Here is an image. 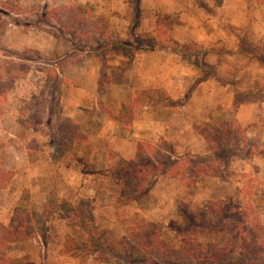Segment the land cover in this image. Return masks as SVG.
<instances>
[{
  "label": "rangeland",
  "instance_id": "1",
  "mask_svg": "<svg viewBox=\"0 0 264 264\" xmlns=\"http://www.w3.org/2000/svg\"><path fill=\"white\" fill-rule=\"evenodd\" d=\"M145 3L0 0V262L138 264L110 249L144 223L205 255L237 239L203 222L211 203L264 241V42L180 41L178 13ZM15 216L32 236L6 235Z\"/></svg>",
  "mask_w": 264,
  "mask_h": 264
},
{
  "label": "trees",
  "instance_id": "2",
  "mask_svg": "<svg viewBox=\"0 0 264 264\" xmlns=\"http://www.w3.org/2000/svg\"><path fill=\"white\" fill-rule=\"evenodd\" d=\"M154 42H156V40ZM173 43L177 46L176 48L173 44L164 46L179 53L180 43L176 40H173ZM194 45L200 46L198 43H194ZM185 47L190 48L188 45H185ZM184 54H187V52H184ZM66 122H69V126L68 124H63L61 126L60 135L64 148H62L60 155H64L66 151H69L72 148L71 142L77 138V130L74 128L71 121L67 119ZM227 211H229V207L211 203L206 206L205 212L200 214L205 224H207V222L218 224L217 221H212L217 218L218 222L223 227L235 229V237L237 238L229 242L226 241V246L224 248L209 245V251L205 255L204 249L198 244V241L193 244L195 247H189L188 244L183 243H181L179 247L168 245L166 241L161 239L160 231L158 232L155 231L156 229H153L152 223H144L136 226L131 233L134 235V238L123 237L122 240H120L121 248H117L116 246L114 248L113 244L110 250L121 256L122 249H125L124 254L131 259L141 257L138 264H264V241H259L257 236L253 239L250 234L251 231L245 233V236L243 235L244 231H249V229L241 227L242 220L248 218H244L243 216L247 214L245 213L241 216V213L237 211L234 215H230ZM19 215L20 214H18V216ZM197 216L198 214H193L194 218H197ZM231 216L234 217L231 218ZM17 218L18 217L15 216L9 226L3 227L6 231V235L11 240H17L19 236L22 239L32 236L28 230L24 229L25 224H23V221ZM228 222L230 223L228 224ZM254 222L255 226L259 224L257 220H254ZM252 231L254 235L255 231ZM236 256H239L240 261L235 263ZM0 264L13 263L3 259Z\"/></svg>",
  "mask_w": 264,
  "mask_h": 264
},
{
  "label": "crops",
  "instance_id": "3",
  "mask_svg": "<svg viewBox=\"0 0 264 264\" xmlns=\"http://www.w3.org/2000/svg\"><path fill=\"white\" fill-rule=\"evenodd\" d=\"M144 3V11L153 8L154 11L178 13L182 23L177 26L180 29L176 38L180 41L217 43L224 47L226 36L231 34L230 28L244 27L247 28L246 31H254L257 41L264 42V0H144ZM215 4L217 11L212 9ZM217 53L218 57L225 55ZM168 55L174 56L172 53ZM257 82V79L250 80L248 86L242 90L251 91L250 89L257 88ZM211 84H215L216 90L209 93L208 97L213 99V103L223 104V96L214 100L215 95L223 94L230 85H221L215 80Z\"/></svg>",
  "mask_w": 264,
  "mask_h": 264
}]
</instances>
